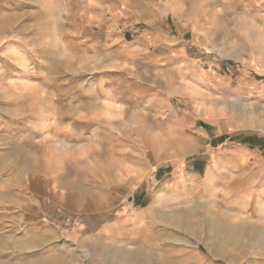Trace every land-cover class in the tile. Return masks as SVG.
<instances>
[{"label": "rangeland", "instance_id": "374dc122", "mask_svg": "<svg viewBox=\"0 0 264 264\" xmlns=\"http://www.w3.org/2000/svg\"><path fill=\"white\" fill-rule=\"evenodd\" d=\"M140 247L264 264V0H0V264Z\"/></svg>", "mask_w": 264, "mask_h": 264}, {"label": "crops", "instance_id": "0c3cea01", "mask_svg": "<svg viewBox=\"0 0 264 264\" xmlns=\"http://www.w3.org/2000/svg\"><path fill=\"white\" fill-rule=\"evenodd\" d=\"M202 108H198V110L201 111ZM209 113V112H208ZM200 127L203 128L204 130H208L210 129L209 126L205 125V124H200ZM238 153V154H237ZM246 154L244 152H237V151H233V152H230L229 154V158L232 159V160H236V158H239V161H243L244 158H245ZM217 161H215L214 163H216ZM202 162L201 161H196L195 162V165L197 167V172L199 174H201V172L199 171L198 169V166L201 164ZM161 172V170H160ZM169 216V214L166 216V220L172 224V225H179L181 227H183L184 230L186 231H191L192 234H197L196 231H195V225H196V222H194L193 220L192 223L188 222V220L190 219L189 217H182L180 218L179 220L177 219H173ZM190 223V224H188ZM192 224V225H191ZM186 225V226H185ZM194 225V226H193ZM194 231V232H193ZM127 254V255H126ZM141 254V255H140ZM146 255V252L145 250L140 247V248H137L136 250L134 251H121L120 254H119V262L120 264H146L145 261H144V256ZM125 257V259H124ZM134 260V261H132ZM168 264H173V262H170Z\"/></svg>", "mask_w": 264, "mask_h": 264}, {"label": "trees", "instance_id": "16d2710c", "mask_svg": "<svg viewBox=\"0 0 264 264\" xmlns=\"http://www.w3.org/2000/svg\"><path fill=\"white\" fill-rule=\"evenodd\" d=\"M223 139V138H222ZM255 141H258V139L257 138H255V137H250V138H244L243 139V141H242V143L241 142H239L240 144H243V145H246V146H249V147H254V143H255ZM256 143H258V142H256ZM135 205L137 206V207H142V208H145L146 206H147V203H140V197L138 196V197H136V199H135Z\"/></svg>", "mask_w": 264, "mask_h": 264}, {"label": "bare ground", "instance_id": "6f19581e", "mask_svg": "<svg viewBox=\"0 0 264 264\" xmlns=\"http://www.w3.org/2000/svg\"><path fill=\"white\" fill-rule=\"evenodd\" d=\"M185 212V211H184ZM183 212V213H184ZM188 213V212H187ZM204 216V215H203ZM172 217V216H171ZM170 218V217H169ZM176 218H177V215H176ZM173 220V219H172ZM218 220V219H217ZM203 223V222H202ZM188 224H190V223H188ZM137 225V224H136ZM192 225V224H191ZM212 225V224H211ZM186 226V225H185ZM194 226V225H193ZM207 226V225H206ZM210 226V225H209ZM221 227V226H220ZM242 227V226H241ZM221 229V228H220ZM242 229H244V228H242ZM223 230H226V229H223ZM217 231V230H216ZM194 232V231H193ZM241 232H242V230H241ZM246 232V231H245ZM198 233V232H197ZM225 234V233H224ZM217 236V235H216ZM230 236V235H229ZM234 237V236H233ZM221 245V244H220ZM127 255V254H126ZM141 255V254H140ZM124 259H125V257H124ZM132 261H134V260H132ZM134 264V263H133Z\"/></svg>", "mask_w": 264, "mask_h": 264}]
</instances>
